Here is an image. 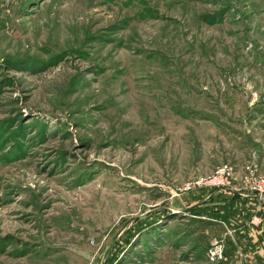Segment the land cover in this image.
<instances>
[{"label": "rangeland", "instance_id": "obj_1", "mask_svg": "<svg viewBox=\"0 0 264 264\" xmlns=\"http://www.w3.org/2000/svg\"><path fill=\"white\" fill-rule=\"evenodd\" d=\"M224 163L264 165V0H0V264H264L263 200L180 189Z\"/></svg>", "mask_w": 264, "mask_h": 264}, {"label": "built area", "instance_id": "obj_2", "mask_svg": "<svg viewBox=\"0 0 264 264\" xmlns=\"http://www.w3.org/2000/svg\"><path fill=\"white\" fill-rule=\"evenodd\" d=\"M198 188L238 191L241 195H252L262 200L264 199V165L251 163L239 174L234 165L224 163L217 166L210 174L200 175L186 181L180 189L183 192H190ZM258 219L256 217V220ZM206 254L212 261L223 259L225 257L224 244L215 242L208 248Z\"/></svg>", "mask_w": 264, "mask_h": 264}, {"label": "crops", "instance_id": "obj_3", "mask_svg": "<svg viewBox=\"0 0 264 264\" xmlns=\"http://www.w3.org/2000/svg\"><path fill=\"white\" fill-rule=\"evenodd\" d=\"M235 194L236 195L232 196V202H238V199H239V201H241V204L244 202L247 205V207L244 208L240 206H237V207L234 206V207H231L230 211L232 212V209H233L235 217L237 216L236 218H240V219L245 218L243 219L245 223L249 224V222H251L252 225H250L251 226L250 228L258 229L256 227L259 226V223H256L255 221H253L251 219V216L253 215L252 214L253 212L256 213L257 212L256 210L260 209V208H257L255 205H257V203L262 204V200L264 201V199L259 200L257 197H254L252 195L244 196L239 193H235ZM246 211H251L252 212L251 215H248L247 217L244 216V214H246ZM259 222H260V218H259ZM260 231L264 232V229H260Z\"/></svg>", "mask_w": 264, "mask_h": 264}, {"label": "trees", "instance_id": "obj_4", "mask_svg": "<svg viewBox=\"0 0 264 264\" xmlns=\"http://www.w3.org/2000/svg\"><path fill=\"white\" fill-rule=\"evenodd\" d=\"M209 190H212L213 192H215L216 190H221V189L213 188V189H209ZM212 194H213V193H212ZM214 210H215V212H216L217 214H220V212L223 211L224 209H214ZM218 223L224 224L223 222H221V221H219V220H218Z\"/></svg>", "mask_w": 264, "mask_h": 264}]
</instances>
